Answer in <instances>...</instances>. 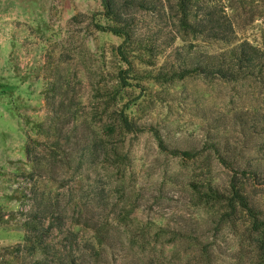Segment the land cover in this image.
<instances>
[{
	"label": "rangeland",
	"instance_id": "rangeland-1",
	"mask_svg": "<svg viewBox=\"0 0 264 264\" xmlns=\"http://www.w3.org/2000/svg\"><path fill=\"white\" fill-rule=\"evenodd\" d=\"M223 2L237 39L264 45V0ZM100 10L99 0H0L3 264L31 260L23 236L33 216L44 231L51 223L44 239L53 247L52 264H125L119 252L100 261L91 250L83 257L90 232L74 223L80 197L103 216L130 213L118 229L141 261L199 264L204 244L210 264H253L251 248L229 226L216 229L213 209L196 201L189 183L213 180L222 187L235 176L264 216V84L198 74L171 79L187 50L219 52L230 44L200 37L171 44V28L148 13L138 15L133 29L156 26L153 51H133L126 64L115 50L122 37L95 27L105 22ZM121 111L140 130L114 128ZM155 224L166 230L160 237ZM148 241L151 251L142 247Z\"/></svg>",
	"mask_w": 264,
	"mask_h": 264
},
{
	"label": "trees",
	"instance_id": "trees-1",
	"mask_svg": "<svg viewBox=\"0 0 264 264\" xmlns=\"http://www.w3.org/2000/svg\"><path fill=\"white\" fill-rule=\"evenodd\" d=\"M99 2L101 10L98 14L105 19V22H95V27L122 37V42L115 50L120 60L126 64H131L130 55L133 51L146 54H151L153 51L151 35L156 34V26L152 24L147 26L145 31L140 32L133 29V24L138 21V15L148 13L162 18L171 28V44L178 39L186 41L198 37L230 44L227 49L219 52L200 51L198 53L195 50H187V58L183 64L171 70V79L198 74L223 80L253 77L264 84V45L247 38L237 39L235 22L226 12L228 5H225L223 0H99ZM121 74L122 71L119 73V79L123 80ZM115 126L114 128H118L123 133L140 130L129 120L124 111L119 113ZM90 142L91 139H88L89 149L94 145H90ZM158 145L163 149L164 146L159 138ZM214 151L220 163H225L218 149ZM111 152L117 154L116 148H113ZM170 152L173 155L190 158L196 155V152L189 150L171 149ZM103 153L109 156L110 150L107 145L104 146ZM189 185L196 201L213 209L217 217L216 229L223 225L229 226L234 234L251 248L253 264H264V216L251 202L246 183L232 176L222 187L213 180L190 182ZM89 201L88 198L84 201L80 197L75 202L78 212L74 223L90 232L83 257L87 256L91 250L90 256L100 261L110 254L119 252L127 259L125 264H157L154 258H148L145 262L141 261L142 259L136 255L137 252L130 242L129 235L126 237L127 233L123 235L118 229L119 223L127 224L130 221V213L125 211V208L111 216L110 213L103 216L90 211L92 207L88 206ZM44 225L45 223L38 221L36 216L26 220L23 245L30 246L32 258L24 264H52L48 258L51 255L50 249L53 247L44 239L47 235L45 232H48L52 226L51 223H47V229L44 231ZM155 228L156 231L153 234L155 237H160L166 231L159 225ZM201 233L198 234L203 235V232ZM175 237L176 232H171L172 241ZM182 237L186 238V235ZM124 238L127 239L128 244H125ZM199 243L201 242L198 241ZM147 246L150 247V251L154 248V244L151 245L149 241L144 242L142 247ZM19 247L21 248L20 244L17 246L18 250ZM209 256L208 246L202 244L199 249L198 263L210 264ZM1 257L0 255V264H3ZM74 263L73 259L67 264Z\"/></svg>",
	"mask_w": 264,
	"mask_h": 264
}]
</instances>
